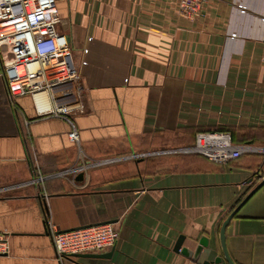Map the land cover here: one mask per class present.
Wrapping results in <instances>:
<instances>
[{"label":"crops","instance_id":"obj_1","mask_svg":"<svg viewBox=\"0 0 264 264\" xmlns=\"http://www.w3.org/2000/svg\"><path fill=\"white\" fill-rule=\"evenodd\" d=\"M56 1L79 83L42 92L46 106L12 100L0 57V264H228L220 230L264 179V152L217 165L185 150L199 132L264 150V0H204L197 18L179 0ZM46 218L61 231L113 224L118 242L97 253L111 258L60 261ZM203 237L197 262L176 252ZM226 242L236 264H264V186Z\"/></svg>","mask_w":264,"mask_h":264},{"label":"built area","instance_id":"obj_2","mask_svg":"<svg viewBox=\"0 0 264 264\" xmlns=\"http://www.w3.org/2000/svg\"><path fill=\"white\" fill-rule=\"evenodd\" d=\"M179 8L188 18L200 17L205 12L204 0H179ZM61 22L56 0H0L2 76L12 100L26 95L36 98L44 91L81 80L70 38L58 31ZM52 114L67 116L68 109L59 108ZM69 138L73 143H80L76 129L69 133ZM185 151L217 164L233 162L248 153L264 152L253 145H236L229 133L222 132L197 133L194 146ZM35 168L39 169L37 159ZM84 170L81 166L73 172L78 174ZM44 181L45 177L39 175L34 182L43 186ZM41 191L46 202L47 192ZM46 225L60 261L78 254L104 253L116 245L120 236L113 224L61 231L46 218ZM9 237L8 233H0V256L9 253Z\"/></svg>","mask_w":264,"mask_h":264},{"label":"water","instance_id":"obj_3","mask_svg":"<svg viewBox=\"0 0 264 264\" xmlns=\"http://www.w3.org/2000/svg\"><path fill=\"white\" fill-rule=\"evenodd\" d=\"M78 181L84 180V174H80V176L77 179ZM264 186V179L261 181L259 185H257L250 193L247 195V197L238 205V207L231 213V215L225 220L223 223L221 230H220V240L221 245L224 253V259L228 262V264H236L232 258L229 255L228 248H227V242H226V231L228 226L230 225L231 221L234 219V217L237 215V213L240 211V209L249 201V199L262 187ZM184 239L181 238L177 245H176V252L181 253L185 255L188 258H191L193 261L197 262L204 249L210 248V239L207 237H203L199 243V246L197 247L195 252H192L188 249L182 248ZM112 256V252L107 254H78L74 255L75 258H95V259H109ZM222 261L221 258H217L214 262H204L203 264H219Z\"/></svg>","mask_w":264,"mask_h":264},{"label":"bare ground","instance_id":"obj_4","mask_svg":"<svg viewBox=\"0 0 264 264\" xmlns=\"http://www.w3.org/2000/svg\"><path fill=\"white\" fill-rule=\"evenodd\" d=\"M38 102H39V103H42L43 106H46L45 99H44L42 96H40V97L38 98ZM43 108H44V107H43Z\"/></svg>","mask_w":264,"mask_h":264},{"label":"trees","instance_id":"obj_5","mask_svg":"<svg viewBox=\"0 0 264 264\" xmlns=\"http://www.w3.org/2000/svg\"><path fill=\"white\" fill-rule=\"evenodd\" d=\"M196 155H198V154H196ZM198 156H200V157H203V158H205L204 156H201V155H198ZM242 158V157H241ZM241 158H239V159H237V160H235V161H238V160H240ZM206 160H208L207 158H205ZM209 161V160H208ZM235 161H233V162H235ZM211 162V161H210ZM214 163V162H213ZM218 165V164H217ZM220 166H222V165H220Z\"/></svg>","mask_w":264,"mask_h":264},{"label":"rangeland","instance_id":"obj_6","mask_svg":"<svg viewBox=\"0 0 264 264\" xmlns=\"http://www.w3.org/2000/svg\"><path fill=\"white\" fill-rule=\"evenodd\" d=\"M197 135V134H196ZM196 138V137H195ZM47 180H48V178L47 177H45V181H44V185H45V183L47 182Z\"/></svg>","mask_w":264,"mask_h":264}]
</instances>
